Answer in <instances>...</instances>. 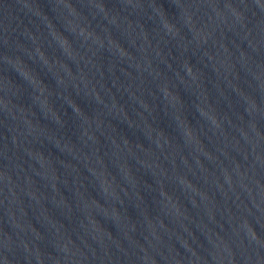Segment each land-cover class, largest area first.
<instances>
[{
	"label": "water",
	"instance_id": "obj_1",
	"mask_svg": "<svg viewBox=\"0 0 264 264\" xmlns=\"http://www.w3.org/2000/svg\"><path fill=\"white\" fill-rule=\"evenodd\" d=\"M0 264H264V0H0Z\"/></svg>",
	"mask_w": 264,
	"mask_h": 264
}]
</instances>
